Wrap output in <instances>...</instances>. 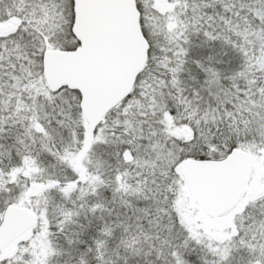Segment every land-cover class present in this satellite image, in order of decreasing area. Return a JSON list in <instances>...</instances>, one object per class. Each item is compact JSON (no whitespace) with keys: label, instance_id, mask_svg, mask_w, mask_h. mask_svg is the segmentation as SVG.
<instances>
[{"label":"snow or ice","instance_id":"1","mask_svg":"<svg viewBox=\"0 0 264 264\" xmlns=\"http://www.w3.org/2000/svg\"><path fill=\"white\" fill-rule=\"evenodd\" d=\"M0 264H264V0H0Z\"/></svg>","mask_w":264,"mask_h":264}]
</instances>
